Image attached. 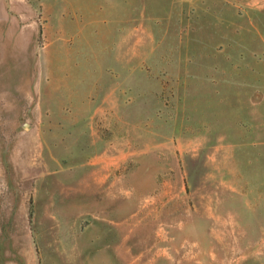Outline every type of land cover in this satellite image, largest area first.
Masks as SVG:
<instances>
[{
    "label": "rangeland",
    "instance_id": "1",
    "mask_svg": "<svg viewBox=\"0 0 264 264\" xmlns=\"http://www.w3.org/2000/svg\"><path fill=\"white\" fill-rule=\"evenodd\" d=\"M0 264H264V0H0Z\"/></svg>",
    "mask_w": 264,
    "mask_h": 264
}]
</instances>
